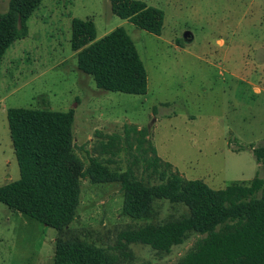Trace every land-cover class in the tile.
I'll list each match as a JSON object with an SVG mask.
<instances>
[{
  "label": "rangeland",
  "instance_id": "rangeland-1",
  "mask_svg": "<svg viewBox=\"0 0 264 264\" xmlns=\"http://www.w3.org/2000/svg\"><path fill=\"white\" fill-rule=\"evenodd\" d=\"M141 1L162 11L159 34L115 15L110 0L40 2L26 36L0 60V185L19 176L7 125L13 107L73 109V151L85 167L95 158L110 170L131 168L146 178L143 159L153 155L151 146L184 178L214 189L256 175L264 180V158L258 163L252 152L264 146V0ZM8 2L0 0V12ZM74 17L91 19L96 39L119 26L127 31L146 71L145 94L100 89L77 68L70 46ZM122 204L119 183L82 178L67 235L102 247L115 264H177L199 237L190 233L169 252L143 244L122 249L127 227L188 213L183 204L155 200L147 217L132 220ZM56 236L0 202V264H53Z\"/></svg>",
  "mask_w": 264,
  "mask_h": 264
},
{
  "label": "trees",
  "instance_id": "trees-1",
  "mask_svg": "<svg viewBox=\"0 0 264 264\" xmlns=\"http://www.w3.org/2000/svg\"><path fill=\"white\" fill-rule=\"evenodd\" d=\"M42 0H9L0 12V60L8 47L27 34V19ZM111 11L141 29L159 34L163 14L141 0H110ZM70 46L77 68L106 91L142 95L147 91L143 62L127 31L119 26L96 39L91 19L72 18ZM74 111L28 107L7 110V125L17 161V179L0 185V202L56 231L53 264H115L116 257L76 235H67L79 204L81 179L117 182L123 193L122 213L132 220L147 217L155 200L183 204L188 213L145 222L120 233V247L143 244L169 252L190 233L195 245L177 264H264V180L232 182L214 189L200 179H186L156 155L144 158L145 176L131 168L120 172L95 158L85 167L73 151ZM137 132L136 128L128 130ZM145 130L139 131L137 148ZM128 135V133H126ZM126 135V136H127ZM145 152V150H144ZM252 152L258 163L264 146ZM156 176V182L150 177Z\"/></svg>",
  "mask_w": 264,
  "mask_h": 264
}]
</instances>
